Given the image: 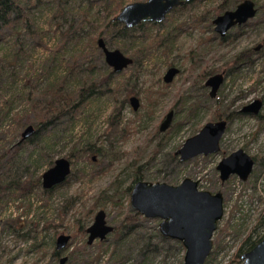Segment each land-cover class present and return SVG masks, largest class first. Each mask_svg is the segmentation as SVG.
<instances>
[{"label": "rangeland", "instance_id": "obj_1", "mask_svg": "<svg viewBox=\"0 0 264 264\" xmlns=\"http://www.w3.org/2000/svg\"><path fill=\"white\" fill-rule=\"evenodd\" d=\"M46 1V5L33 10V22L36 28L41 29L40 36L26 38L23 31L14 32L9 28L1 31L0 106L7 100V94L18 87L25 89V96L33 88L34 94L40 95L55 77L65 76L67 87L70 84L73 89L88 78L85 68L97 69L98 77L95 75V78L105 79L107 69L104 56H100L101 50L90 49L86 58L79 59L89 49L90 38L98 36L101 31L106 34L112 31L107 41L120 44L128 56L134 55L139 47L149 51L142 54L143 60L138 64L115 74L111 78V87L101 90L114 91L97 95L81 116L68 119L53 129L48 128L19 152L15 138L7 133L12 123L10 120L6 122V131L0 134V156H5L0 163V178L42 176L52 167L51 162L54 164L58 158L70 157L87 143L101 154H89L85 158L76 152L68 183L57 186L52 193L45 192L41 179V187H36L23 198L20 193L19 196L16 193L2 197L0 264H58L52 259L55 244L45 251H27L32 240L19 239L9 226V221L17 218L32 230L48 227L46 241L51 244L59 235L70 234L69 245L62 250V256L69 258L66 264H110L108 261L114 248L118 249V235L111 233L105 242L95 240L88 245L87 236H74L77 222L83 219L90 226L98 212L96 210L89 218L86 216L100 192L112 185L114 189L119 185L126 189L132 182L136 167L140 166H146L141 172L152 183L177 185L189 177L199 181V190L223 192L225 215L214 233L215 247L206 264H227L264 208V122H258L253 114L240 116L241 119L238 117L244 114L240 112L244 106L260 98L264 88V0L257 1L256 17L231 29L223 42L213 23L205 19L200 21L204 12L214 9L222 0H195L172 10L163 22H148L129 31L126 36L117 29H106L110 11L119 3L125 6L147 0H69V4L61 5L68 22L63 20V9L57 7L59 2ZM82 8L89 10L88 23H76V28L72 29L78 33L76 40H68L60 48L58 28L68 30L70 21L79 18ZM55 15L56 20L53 19ZM17 37L19 44L25 43L26 46L10 65L3 60L15 45V50H18ZM167 38L169 41L163 42ZM249 49H253L251 59L235 64L236 56ZM75 57L78 58L75 60ZM74 61L78 66L72 73L76 66ZM90 63L94 67H87ZM83 64L85 68H82ZM172 65L180 72L172 83L167 84L163 77ZM210 72L212 74L206 76ZM217 73L225 75V82L218 90V96L211 98L203 80ZM203 76L206 77L202 79ZM129 90H134L129 99L136 96L140 108L135 111L129 102L119 125L110 128L115 110L121 107L120 101ZM13 104L15 111L27 109L29 119H36V111L30 110L25 98H18ZM171 109L176 110L171 127L161 132L159 126ZM216 113L235 114L221 141L220 152L181 162L175 155L176 151L208 121H217ZM242 148L256 159L253 173L248 180L242 181L237 175H232L223 182L217 165L231 152ZM129 202L130 198L126 196L118 206L102 207L106 210L108 223L121 228L122 233L129 229L123 223ZM160 221L146 217L145 221L138 222L142 228L130 234L120 247L123 254L118 258L120 264L183 263L185 250L170 238L164 241L154 237L157 253L153 252L147 258L140 254L143 240L136 233L156 235ZM115 264H119L118 261Z\"/></svg>", "mask_w": 264, "mask_h": 264}, {"label": "water", "instance_id": "obj_2", "mask_svg": "<svg viewBox=\"0 0 264 264\" xmlns=\"http://www.w3.org/2000/svg\"><path fill=\"white\" fill-rule=\"evenodd\" d=\"M3 0H0L2 2ZM192 0H147L129 3L115 16V20L124 28H134L141 23L153 22L159 24L167 19L175 8L190 3ZM256 3L253 0H244L233 10H225L214 18L215 31L221 37L231 29L247 24L258 14ZM98 46L104 53L105 62L114 73L122 72L133 64V59L126 56L119 49H109L106 42L99 38ZM176 66H172L165 73L163 80L167 84L172 83L179 73ZM225 75L217 73L206 79V86L210 87L211 98H216L218 90L225 82ZM130 103L137 111L139 99L136 96L130 98ZM262 108L259 99L253 100L244 106L241 111L247 114L257 115ZM175 109H171L160 124V131L168 130L175 117ZM229 126L227 119L208 121L205 126L194 136H191L176 151L181 162L198 157L209 156L221 150V141ZM36 133L33 125L22 131L21 140H26ZM256 159L250 156L243 148L231 152L217 165L220 172V180H229L232 175H237L242 181L248 180L254 171ZM72 171V164L67 157H61L54 161L52 167L42 174V187L55 189L56 186L66 182ZM199 181L186 178L177 185L165 182L138 181L130 192L129 206L133 211L149 219H160L159 230L163 237L181 242L185 248L182 264H206L214 249V233L218 230L224 213V194L221 191L210 192L199 190ZM94 221L86 229L88 244L95 240H104L113 233L112 227L106 218V211L101 209L94 217ZM71 235L61 234L56 240V249L64 250L69 245ZM67 260L64 257L61 264ZM242 264H264V237L256 246L242 255Z\"/></svg>", "mask_w": 264, "mask_h": 264}, {"label": "trees", "instance_id": "obj_3", "mask_svg": "<svg viewBox=\"0 0 264 264\" xmlns=\"http://www.w3.org/2000/svg\"><path fill=\"white\" fill-rule=\"evenodd\" d=\"M53 1L59 2L57 7L62 8V9H63V7L61 6L62 4L70 3L69 0H53ZM194 1L195 0H192L190 3H186L181 6L185 7L188 4H192V2ZM243 1L244 0H222V2L218 4L214 9L204 12L203 16L200 18V21L205 19L209 23H213L214 18H216L217 16L221 14H224L225 10L235 9L236 6ZM253 1H255L256 6H257L258 0H253ZM46 4H47L46 0H3L2 2H0V34H2L1 33L2 30L9 28V29H12L14 32L15 30L23 31L25 33L26 38L27 36H31L34 38L36 36L37 37L40 36L42 34V32L40 31L41 29L36 28L35 22H33V12H34L33 10L37 8L39 9L41 8V6L46 5ZM115 7L116 8H114L112 12L110 11V15L108 16V20L105 24V27L107 30L117 29L118 31H121L124 34V36H126V33H128L129 31L137 29V27H142L146 24V23H141L137 25V27L125 29L121 23L115 20L116 12L121 11L124 8V4L119 3ZM63 11L64 9L62 10L63 20L68 22V20H66V16H65L66 14ZM89 16H90L89 10L87 9L85 10L82 8L79 18L70 21V26L68 30L62 31L60 30V27L58 28L57 32L59 33V36H60V41H59L60 48L65 46L68 43L67 42L68 40L72 42L76 40V35L78 33H76L77 31H73L72 29L76 28V23L80 25L84 23L87 24L89 21L88 19ZM56 18H57V15L53 17L54 20H56ZM111 33L106 34V32L101 31L98 34V36L96 37L93 36L92 38H90L89 40L90 44L88 46L89 49L87 51L83 50L84 52L83 54L80 55L79 59L84 58V57L86 58L87 57L86 52H88L90 49L95 48L99 50L100 52L101 49L99 48L98 41H97L99 38H102L106 42V45L109 49H113V50L119 49L125 54V52L123 51L124 48L120 44L116 42L109 43L107 41ZM225 38H221V41L223 42ZM2 39L3 38L0 37V41ZM165 41L166 42L169 41V38L163 39V42ZM16 44L19 45L18 50H15L16 45L14 42V45H15L14 49L9 55H7L6 59L3 60L5 63L7 62L8 64L11 65L14 62V60L17 59V56H19L20 53H23L24 47L26 46V44L25 43L19 44L18 37L16 39ZM58 47H59V44H58ZM148 51L149 50H146L145 48L139 47L134 53V55H129L133 59V62H134L130 66L138 64L139 60H143L142 54ZM250 52H253V49H249V51H246V52L242 51L241 53H239L236 56L234 63L238 64L239 62H244L245 60L249 61L251 59ZM100 56H104V53L102 51L100 53ZM77 58L78 57H75L74 59L76 60ZM74 63L76 64V61H74ZM77 66H78L77 64L76 66H74L72 73H74L75 68H77ZM104 66H105V69H107V73H106L107 76L105 79L102 80V79L97 78L98 77L97 69L85 68V65L83 64L82 68L83 67L85 68L84 69L85 75L87 74L89 76L86 80H84L83 84L78 85V86L76 85L75 87H73V89L70 86V84H69V87H67V80L65 76L64 77L62 76L61 78L55 77L51 79V81L46 85L45 87L46 89L42 93H40V95L38 94L35 95L33 92L34 91V88H33L31 91H29L27 96H25L24 95L25 89H22L19 87L18 89H15L13 93H10L11 95L7 94L6 96L7 100L0 106V134L1 133L3 134L6 131L5 129V125H7L6 122L10 120V122L12 123L11 124L12 128H10L7 131V133H11V136L15 138V141H16L15 146L17 148V152H19L21 151V148L24 147L26 143H29L32 140L41 136V134L47 131L48 128L53 129V127H55L56 125L60 123H64L65 121H68V119L73 120L76 116H81L85 112V110L91 105V103H93L96 100L97 95H100V94L102 95V93L114 91L112 89H107L104 92L101 91L103 90V88L112 86L111 78L116 74L113 72V70H110L111 68L106 62ZM87 67H94L93 63L87 64ZM210 74L212 73L211 72L207 73L206 76ZM95 75H97L96 78H95ZM206 76H203L202 79L205 78ZM203 81L206 83V80H203ZM261 83H262V80L259 84ZM132 93H134V90L126 91L124 98L120 101L121 107L115 110V116L113 115L112 117L113 119L111 120L109 124L110 128H116L119 125V122L122 118L121 117L122 112L124 109L127 108V105L130 102L129 96ZM18 98H23V99L25 98V100L29 104V108H31L30 110L36 111L35 120L29 119L30 114H28L29 110L27 109L21 110V111L20 110L15 111L13 101L18 100ZM260 100H262L264 104V88L262 90ZM218 104L220 105L221 103H218ZM242 115L238 116L239 119H241V117H246L244 116L245 114H242ZM216 117H217L216 118L217 120L225 118L228 121H230L235 117V114L231 113L230 116L228 115L226 116L223 113H218ZM254 118L260 123L264 122V105H263L262 112L256 115ZM31 125L35 127L36 133L32 135L30 138L24 141H21L22 131ZM76 152L79 153L81 157L83 156L85 158L89 154L97 155L100 153L98 151L96 152L94 146L90 143L85 144L80 149H76ZM75 153L71 154L70 157H68L72 165H73L74 155H76ZM4 158L5 156H2V155L0 156V163ZM94 158L95 156H93V159ZM51 164L53 166V162H51ZM143 167H146V166L136 167V172L133 175L132 182L126 189L122 188V185H119V187L115 189L113 188L114 185H112L110 188L103 189L98 195V197H96L95 203L93 204V208L90 210V212H88V215L86 217L89 218L93 212H96V210L97 212H99L101 209H103L102 208L103 206L104 207L109 206V205L118 206L123 197L127 196L130 198L131 189L133 188V185L136 184V182L144 181V180L149 181L147 177L143 175V173L141 172ZM32 177L33 178H30V179L29 178L27 179L0 178V204L2 201L1 200L2 197L6 195L14 196L16 193H18V196H19V193H20L23 198L24 196L31 194L36 187L37 188L41 187L42 176H36V177L32 176ZM69 177L66 180V182L58 186H62L68 183ZM55 188H57V186ZM54 190L55 189H52V190L45 189V192L52 193ZM124 217H125L123 219L124 226L129 228L127 232L122 233L121 228L112 225V227H114V231L112 235L113 234L116 236L118 235L119 245H118V249L114 248L113 250L114 252H112L110 256L111 260L108 261L110 264H112V262H114L113 264H115L117 261L120 264V260L118 258H120L121 255H123L120 247L124 245L125 240H127L126 238L129 237L130 234L137 231L138 228L139 229L142 228L139 226L140 224L138 222L145 221L146 219V217L141 216L138 212L131 210L130 206H129V210L127 214ZM88 225H89L88 222L86 224V222L83 219H79V221L77 222V228H76L77 231L74 234V236H80V235L87 236V240H88V233L86 230L89 227ZM9 226H10L12 233H14L15 236L18 237L19 239H23V241L32 240L31 242L32 244L27 250L28 252H37L41 250L45 251L48 248H50V246H54L55 244V248H53L52 250V253H53L52 259L58 262L60 253L56 251V240H53L52 244L46 241L48 227H43L39 231L32 230L28 228L29 226L28 224H25V222L24 223L20 222L18 218L12 219L11 221H9ZM155 234L156 235L151 236V234H147L146 232V236H145L140 231L136 233V236H140L139 238L143 240V245L141 246L142 248H140V254H142L146 258L153 252L157 253L158 246L153 243L154 237L156 238L160 237L163 240L165 239L164 241H166L167 239L166 237H163L161 235L159 228L156 229ZM247 234L248 235L246 236V238L242 239L240 246L236 249L235 254L232 256V259L227 264H242L243 263L242 255L244 253H247V251L251 250L252 248H254L257 242H259L264 237V208L262 210V213L257 217L256 224L248 231ZM105 239L100 242H105L106 241ZM178 243H179V247L184 251L185 249L183 248L181 242H178ZM138 264H145V262L138 263Z\"/></svg>", "mask_w": 264, "mask_h": 264}, {"label": "flooded vegetation", "instance_id": "obj_4", "mask_svg": "<svg viewBox=\"0 0 264 264\" xmlns=\"http://www.w3.org/2000/svg\"><path fill=\"white\" fill-rule=\"evenodd\" d=\"M256 7H257V6H256ZM257 12H258V11H257ZM247 23H248V22H247ZM227 33H228V32H227ZM227 33H226V35H227ZM225 37H226V36H225ZM225 37H222V38H225ZM258 49H259V48H256V50H258ZM222 74H223V73H222ZM209 77H210V76H209ZM205 87H207V88L209 89V91H210L211 88L208 87V86H206V83H205ZM210 92H211V91H210ZM218 93H219V92H218ZM209 94H210V93H209ZM217 96H218V95H217ZM210 97H211V96H210ZM259 100H260V98H259ZM261 102H262V108H261L260 111L262 112V109H263V105H264V104H263V101H262V100H261ZM130 104H131V103H130ZM240 112H242V111L240 110ZM261 112H260V113H261ZM242 113H244V112H242ZM260 113H258V114H260ZM244 114H245V115H251V114H247V113H244ZM258 114H257V115H258ZM253 115H254V114H253ZM254 116H256V115H254ZM228 122H229V121H228ZM94 159H95V158H94ZM255 163H256V162H255ZM56 240H57V239H56ZM56 243H57V242H56ZM56 251L60 253V257H59V260H58V264H61V260H62L64 257H67V256H64V257L62 256V250H57V249H56ZM68 261H69V258L67 257V260H66L64 263H62V264H66Z\"/></svg>", "mask_w": 264, "mask_h": 264}]
</instances>
